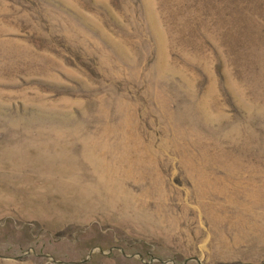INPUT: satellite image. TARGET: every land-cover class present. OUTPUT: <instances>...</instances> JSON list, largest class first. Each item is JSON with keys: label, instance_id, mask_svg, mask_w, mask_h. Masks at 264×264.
I'll return each instance as SVG.
<instances>
[{"label": "rangeland", "instance_id": "rangeland-1", "mask_svg": "<svg viewBox=\"0 0 264 264\" xmlns=\"http://www.w3.org/2000/svg\"><path fill=\"white\" fill-rule=\"evenodd\" d=\"M0 264H264V0H0Z\"/></svg>", "mask_w": 264, "mask_h": 264}]
</instances>
